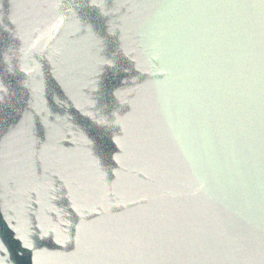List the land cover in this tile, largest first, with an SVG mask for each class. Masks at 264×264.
I'll return each instance as SVG.
<instances>
[{
	"label": "water",
	"instance_id": "95a60500",
	"mask_svg": "<svg viewBox=\"0 0 264 264\" xmlns=\"http://www.w3.org/2000/svg\"><path fill=\"white\" fill-rule=\"evenodd\" d=\"M0 264H264V0H0Z\"/></svg>",
	"mask_w": 264,
	"mask_h": 264
},
{
	"label": "snow or ice",
	"instance_id": "6c2138e0",
	"mask_svg": "<svg viewBox=\"0 0 264 264\" xmlns=\"http://www.w3.org/2000/svg\"><path fill=\"white\" fill-rule=\"evenodd\" d=\"M3 73H0V78H2ZM7 90L4 88H0V101H3L6 98Z\"/></svg>",
	"mask_w": 264,
	"mask_h": 264
}]
</instances>
